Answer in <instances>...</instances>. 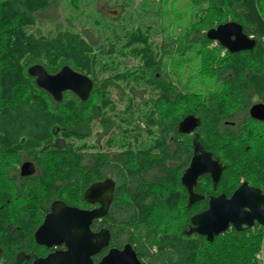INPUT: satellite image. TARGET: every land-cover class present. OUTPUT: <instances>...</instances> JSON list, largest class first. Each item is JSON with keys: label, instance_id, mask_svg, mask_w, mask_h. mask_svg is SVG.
Wrapping results in <instances>:
<instances>
[{"label": "trees", "instance_id": "1", "mask_svg": "<svg viewBox=\"0 0 264 264\" xmlns=\"http://www.w3.org/2000/svg\"><path fill=\"white\" fill-rule=\"evenodd\" d=\"M86 1L0 0V248L4 251L0 256L11 257L28 248L41 255L47 251L36 243L34 233L52 197L79 207L89 205L84 200L86 189L107 173V157L93 150L92 134L102 128L105 135L114 125L113 111L119 110L121 115H115L121 121L119 126L142 127L150 148L136 157L130 144V153L121 158L118 168L122 176L114 199L118 232L127 229L135 241L142 234V256L147 264H257L255 255L264 234L258 223L241 231L231 227L213 241L197 233L187 234L192 218L208 207V199L190 204L182 172L165 166L164 157L155 155L154 149L157 111H162L164 119L161 131L167 126L177 136H186L176 130L178 121L188 114L201 116L200 98H213L205 110L222 113L218 115L221 121L239 114L243 119L230 132L219 131L211 118L203 119L198 141L226 167L216 189L204 175L196 192L206 194L209 190L230 196L247 181L264 193V121L249 115L250 105L264 100V0H190L196 16L179 36L166 37L164 29H157V20H148L155 15L146 13L142 26L121 27L125 38L115 28L112 36L109 30L98 34L93 27L81 26L78 31L74 20L81 18L71 14L64 24L60 11L49 21L53 28L42 27V15L50 9L60 10L61 3H66V9H77ZM121 2L123 7L130 4V0ZM122 18L119 12L110 21L116 26ZM231 20L255 37L257 44L252 50L231 53L207 37L209 29ZM87 23L97 25L98 21ZM160 32L164 40L156 44L152 39ZM105 55L106 63L99 59ZM129 56L138 58L141 65L119 72L121 61ZM189 56L193 74L184 82L181 63ZM117 60L116 67L109 66ZM35 64L51 74L69 65L90 76L95 83L90 97L83 101L67 91L61 101L55 100L29 75L28 68ZM100 65L103 71L110 68L114 72L100 80ZM198 77L214 79L217 88L194 91L190 82ZM148 89L152 94L142 98V107L137 97ZM112 91L135 98H128L123 102L127 106L120 108L122 103L112 102ZM59 136L65 138L64 146H54ZM23 152L37 156L44 172L17 192L9 183L8 171ZM9 224L20 227L13 230ZM102 224L107 225V216ZM0 264L23 263L15 255Z\"/></svg>", "mask_w": 264, "mask_h": 264}, {"label": "water", "instance_id": "2", "mask_svg": "<svg viewBox=\"0 0 264 264\" xmlns=\"http://www.w3.org/2000/svg\"><path fill=\"white\" fill-rule=\"evenodd\" d=\"M207 37L218 41L231 53L252 50L257 42L244 32L243 26L235 21L222 23L207 31ZM29 75L35 77L39 87L61 101L64 93L72 91L83 101L87 100L94 88L93 79L65 65L58 72L51 74L41 64L28 68ZM252 117L264 120V103H255L250 108ZM200 125L195 115H187L180 121L178 130L190 134ZM211 173L218 183L223 173L219 161L203 152L196 155L182 177V183L189 192V203L194 204L204 198L194 188L199 177ZM115 182L105 180L92 184L84 194L89 203H101L99 208L83 209L67 205L64 201H56L52 211L46 216L44 223L36 231L38 244L53 247L66 244V250H58L35 261L34 264H94L93 256L109 244L110 233L103 229L98 233L91 230L94 220L101 219L109 211L113 200ZM256 223L264 227V193L259 188H251L243 182L228 197L225 193L212 196L209 207L192 218V226L188 235L197 233L213 241L217 235L223 234L231 227L241 231L244 227H253ZM99 264H141L131 246L124 250L112 249Z\"/></svg>", "mask_w": 264, "mask_h": 264}, {"label": "flooded vegetation", "instance_id": "3", "mask_svg": "<svg viewBox=\"0 0 264 264\" xmlns=\"http://www.w3.org/2000/svg\"><path fill=\"white\" fill-rule=\"evenodd\" d=\"M250 37L255 38L253 35ZM226 50H228V49H226ZM224 53L225 52H223V54ZM115 97H116V99L113 98L112 102L113 103L116 102L117 104H119V103L123 104V102L125 100H127L128 98H135V97L127 96V95L121 96L120 94H118V92H117V95H115ZM137 98H139V99L141 98L140 101L143 102V105H142V107H143L144 106V100H142V96H138ZM162 99H167V98H158V100H162ZM172 99H176V98H172ZM200 99L203 102L201 105H199V107L201 109V111H200L201 116H198L195 114H188V115H195L196 117H198L200 119V124H202V121L204 118H206V119L211 118L210 121H212L213 125H218L217 129L219 131L230 132L234 128H238L237 125H240V122L243 119V116H241V114L235 115L234 118H231V119L222 118V121H221L219 119L218 115L222 114V113H219V111L216 112L213 110H205L207 107H210L211 102H214L213 98H212V100H211V98H200ZM204 103H207V106H205ZM255 103H264V100L257 101ZM252 105L253 104H251L249 107V115L250 116H251L250 108ZM126 106L127 105L125 104L123 107H126ZM117 109L118 108L116 107L115 110H117ZM122 113H123V111H122ZM112 114H113L112 121H113L114 125H112L110 127L108 132L104 135V130L102 128H100V129L96 128V130L92 134V138H94L93 139V141H94L93 150L95 152L105 154L107 157V161H106L107 173H106V176L104 179H102L100 181H96V182H102V181H105L108 179L113 180L115 182V190H114L113 200L109 206V211L106 214L107 225L102 224V221L106 216H104L101 219L94 220L93 224L91 225V230L94 233H98L103 229H107L109 231V233H110L109 244L107 246L103 247V249L99 253L94 255L92 258H93L94 264H99L100 261L112 249H118V250L122 251L125 249L126 246L129 245L135 251L136 256L139 259V261L141 262V264H147L146 259L144 258V256H142V234H140V237L135 241V238L131 237V235H128L127 229H124V230L121 229L122 231L118 232V227H117V224L115 221V215H114V211H115L114 199H115L116 190L120 186L119 185V179H121V176H122L120 171H119L120 169L118 168V166L121 165V158L125 154L130 153V151H129L130 144L132 146L133 154L136 157H142V153H144V155H145L146 151L150 148V146L146 144L145 136H143L144 133L142 134V127H139V128L137 127L138 130L136 129L135 126H133V127H121V126H119L121 121H119V119L115 116L116 114L121 115V112L119 110L113 111ZM156 115H157V117H156V143H155V149H154L155 155H157L159 157L160 156L164 157L165 166L179 168V170L182 172L181 181H182V177H183L184 173L186 172V170L191 165L194 157L196 155H201L203 152L211 155L213 160L219 161L223 167V172H224V168L226 166L217 157V154H215L214 152L209 150L205 144H202V142L198 141L200 139L198 129H199V126H201V125H199L192 133H190V134L181 133L183 135L185 134L186 136L179 137L176 135L174 130L168 128L167 126H166V128L163 129V131H161V127H162L161 125L164 121L163 116H162V111L161 110L157 111ZM184 118H182L181 120H183ZM217 118H218V120H217ZM252 118H254V117H252ZM254 119H257V118H254ZM257 120H259L261 122L264 121V120H260V119H257ZM180 121H178L177 126H176L177 131H178ZM96 122H97V124L101 123L99 119ZM227 129H229V130H227ZM126 130H130V132L126 134L125 133ZM184 140L187 141L186 145H184L185 144ZM53 142H54V146H60L61 147V146L65 145V138L63 136H59L56 139H54ZM8 172H9L8 178L10 180L9 183L13 186L14 189H16L17 192L18 191L20 192L25 187H29L30 185H32L33 181L35 179L39 178L43 174L44 171H43L42 162L37 156L31 157V154H29L28 152L27 153L23 152L21 159L19 161H16L15 164L9 169ZM204 175H207L208 177H210L212 182L215 184L214 189H216L219 182L218 183L214 182L211 173H206ZM204 175H202V176H204ZM202 176L199 177L197 184L201 181ZM96 182H94V183H96ZM243 182H247V181H243ZM197 184H196V186H197ZM240 185L238 186V188L240 187ZM196 186H195V188H196ZM249 186L251 188H259V187L251 185L250 183H249ZM195 188H194V190H195ZM238 188H236V189H238ZM259 189H261V188H259ZM186 190L188 192L187 187H186ZM235 190H234V192H235ZM45 192L47 193L48 191H45ZM195 192H196V190H195ZM262 192H263V190H262ZM196 193H198V192H196ZM220 194H223V192L213 193V192L208 190V193L201 194V195H203L204 198L208 199V207H209V199L212 196H218ZM45 195L46 194H44V196ZM230 196H228V197H230ZM188 199H189V192H188ZM60 200L64 201L63 199H61L59 197H52V199L47 200V208L45 210H43V212H42V216L40 218V222H39L37 228L35 229V233L41 227V225L44 223L46 216L52 211L53 204L56 201H60ZM65 203L67 205H70V206H75V205L69 204L67 202H65ZM87 203L89 204L87 207H79V206H75V207L92 210L95 208H99L101 206V203H99V202H97V203L87 202ZM27 209L28 208L21 210V213L22 212L24 213ZM123 211L125 212L127 210L124 209ZM22 217H23V214H22ZM19 227L20 226L17 224H15V225L9 224V228H11L13 230L16 228H19ZM35 233H34V238H35ZM35 241H36V238H35ZM36 243H37V241H36ZM38 245H40V244H38ZM40 246H44L47 249V251L43 255H41L39 251H35L33 249H32L33 250L32 251L31 248H28L25 250L20 249V250L15 251V254H13L11 257H8L3 253L4 256H0V262L2 260H6L7 258H12L16 255L17 261H20L23 264H34L35 261L40 260V259L48 256L51 253H54L58 250H66L67 249V246L65 243L62 245H54L53 247H48L46 245H40ZM2 252H4V251L2 250V248H0V254Z\"/></svg>", "mask_w": 264, "mask_h": 264}, {"label": "rangeland", "instance_id": "4", "mask_svg": "<svg viewBox=\"0 0 264 264\" xmlns=\"http://www.w3.org/2000/svg\"><path fill=\"white\" fill-rule=\"evenodd\" d=\"M121 1L122 0H101L97 1L96 3H90L87 0L86 2H84V4L81 5V7H78L77 9H66V7L63 6L66 5V3H61L60 10L50 9L48 12L42 15L43 23H45L42 27L44 28V30L53 28V25L49 21L51 18H53V16L56 17L57 15H59L60 11V21L64 24L67 23V20L68 18H70L71 14L79 16L82 19H79L77 21L74 20V23L76 24V30L78 31H80L81 26L93 27L94 30L98 32V34L109 30V34L110 36H112L113 28H115V31L118 32L116 33L119 34L121 37L125 38V33L121 29V27L125 25V29H130L136 24H140L142 26V20L144 18L143 15L145 16L146 13L148 16L155 15L153 19L149 18L148 20L151 22H155L154 20H157L158 25L155 22L157 29H164L165 36L168 37L171 35L179 36V33L184 31L186 28L191 27L193 19H195L196 16V8L191 4L190 0H145V3H143V0H130V4L126 7H123ZM119 12L122 13L123 18L115 24L116 26H114L111 23L110 18L116 16V14ZM137 17L139 18V20H137ZM88 20H97L98 24L93 25L87 23ZM148 20H146L147 23ZM164 33H158L152 40L156 44L158 42L163 43ZM106 34H108V32H106ZM216 45L217 42L213 43L212 46ZM105 57L106 55L104 57H100L99 59L102 60V62L106 63L108 59L107 57ZM191 59L192 57L189 56L186 58L185 61L182 60L181 63L182 66L180 70L183 71V74L181 76L182 79H184V82H187L190 79L189 77L193 74L194 66L191 62ZM118 61L119 60L114 61V63H109V66L112 65L114 67L115 65L116 67ZM121 62L123 63L119 65V72H122L127 68H138V66L141 65L140 60L133 56L126 57ZM167 62L168 66H170V60H168ZM183 62H187V64L184 65ZM105 63H102L101 65ZM101 65L97 68L100 80L112 75L111 72H114L113 69L110 68L103 71L102 69H100L102 67ZM190 86L193 87L194 91L197 90L199 92L205 93L207 90L210 89L215 90L218 84L214 79L208 77H198L196 79H193L192 82H190ZM151 92V89H148L145 93L142 94V98H150L152 94ZM115 95H117V91H112V98L116 99ZM127 95L129 96L130 94ZM124 105L120 104L119 107L122 108Z\"/></svg>", "mask_w": 264, "mask_h": 264}, {"label": "built area", "instance_id": "5", "mask_svg": "<svg viewBox=\"0 0 264 264\" xmlns=\"http://www.w3.org/2000/svg\"><path fill=\"white\" fill-rule=\"evenodd\" d=\"M255 259H256L257 264H264V234H263V239L261 242L260 249L255 255Z\"/></svg>", "mask_w": 264, "mask_h": 264}]
</instances>
